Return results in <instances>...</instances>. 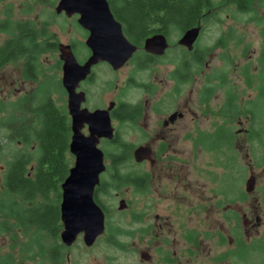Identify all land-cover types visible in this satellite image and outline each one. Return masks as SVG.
Here are the masks:
<instances>
[{"label":"flooded vegetation","instance_id":"flooded-vegetation-1","mask_svg":"<svg viewBox=\"0 0 264 264\" xmlns=\"http://www.w3.org/2000/svg\"><path fill=\"white\" fill-rule=\"evenodd\" d=\"M106 1L124 37L137 50L117 70L107 62L92 65L90 74L76 87V93L82 94L84 98L79 104L81 133L89 135V126L84 122L85 115L96 111H107L113 130L111 139L101 138L99 141L98 147L105 145L111 151L99 147L105 169L95 187L94 201L106 217L107 207L98 198L100 193L105 194L106 185L112 186L119 203H124L125 208L121 211L129 205L121 199L118 190L125 187L139 194L140 214L132 218L140 224L141 242L149 246L157 244L156 251L160 254L158 264H181L179 253L173 249L178 241L175 237L171 238L170 215H163V211L170 207L172 216H178L181 206L188 209L192 220L191 227L183 235L185 254L192 264H245L246 251L256 261L257 255L263 253L260 251H264V25L261 24L262 18L254 15L256 10L253 3L258 10L264 11V0H208L211 7L194 26L199 27L200 36L209 13L216 8L227 7L230 14L212 18L216 24H222L223 30L213 47L203 51L208 57L215 49L223 50L233 43L236 47L241 46V54L246 56L249 48L243 45L242 39L237 36L240 35L237 28L232 24H238L242 19H246V23H256L254 25L260 29V46L255 64L246 63L240 68H209L205 73L206 60L202 66L196 64L197 39L194 48L191 51L185 49L186 56L182 55V60L170 71V90L163 97H156L155 82L140 81L131 73L124 77L121 82L124 90L127 87L136 88L146 97L138 101H129L118 94L106 101L97 90L101 89L98 87V69L107 68L110 74H117L133 62V73L149 71V67L163 59L166 52L162 56L152 55L144 51V41L154 35H164L167 39L172 27L181 30L177 24L165 28L162 19L152 22L149 18H133L134 0ZM214 3H218V6L213 7ZM56 6L52 10L55 17H76L77 23L78 15L56 13ZM47 23L42 22L45 31ZM78 27L87 38L88 32ZM86 38L78 42L79 48L73 42L67 44L80 66L91 56L90 49L85 45ZM136 41L142 43L137 44ZM60 46H56L59 55ZM47 51L50 50L43 53ZM139 53L142 55L141 60ZM59 55L53 68L60 70L63 76V62ZM32 65L23 62L21 68H38V65ZM62 76L58 84L62 96L59 107L66 112L71 130L68 94L62 86ZM198 76L203 80L197 104L206 112L199 114L201 119L194 116L193 126L183 133L181 141L188 142L190 147L188 160L181 161L184 151L177 148L180 130L175 129V125L185 120L187 110L183 107L181 112L178 111L176 101L184 88L197 82ZM218 93L222 102L217 110V118L211 119L207 111L212 109L211 102L218 98ZM51 99L54 102L53 96ZM138 148L142 149L143 159L140 162H136L133 156ZM133 165L141 168V171L127 169ZM182 168L187 170L183 178ZM124 169L126 171L122 173ZM104 174L107 175L106 179H103ZM156 180L160 187H156ZM178 191H181L182 196L176 195ZM188 195L187 205L179 203V199ZM169 198L176 201L163 206L162 203ZM149 246L146 248L149 249ZM148 249L141 252L146 255V258L140 259L142 264H148L153 257L151 249Z\"/></svg>","mask_w":264,"mask_h":264},{"label":"rangeland","instance_id":"rangeland-1","mask_svg":"<svg viewBox=\"0 0 264 264\" xmlns=\"http://www.w3.org/2000/svg\"><path fill=\"white\" fill-rule=\"evenodd\" d=\"M59 0H1L0 2V22L7 19L12 21H30L32 22L37 30L42 29V22H48L46 26V37L44 40L58 45L66 46L70 42L79 48V41L85 40L86 36L82 30L78 27L76 23V17L64 18L55 17L53 14V6L58 4ZM218 6V3H214L213 7ZM256 10V17L260 16L262 18L261 24L264 25V11L258 10L254 5ZM234 11H231V14ZM229 13L227 7L222 6L212 10L209 13L208 18L203 23L204 30L199 36L196 42V49L203 51L208 47H213L215 41L220 36L223 28L222 24H216L212 19L213 17H225ZM239 16L238 14H235ZM251 16V15H248ZM210 18V19H209ZM230 24V23H229ZM256 23H246V19H242L238 24H232L237 28V35L242 39L243 45H247L249 52L246 56L241 54V46L236 47L231 43L230 47L226 49H215L212 54L205 58L206 69L205 73L209 68H240L243 64L250 63L255 64L257 57V52L259 49V31L260 29L254 25ZM182 31L175 28H170L168 35L169 46L165 50L166 54L160 61L154 62L146 72L133 73V62L128 63L121 72L117 74H110L107 68H99V85L101 89L98 90L100 96L104 97L106 101L110 100L117 94L120 97H124L129 101H138L140 99L145 100L144 94L137 90L136 88L127 87V89L122 88L121 82L124 77L128 74L134 75L140 81L151 80L155 82L157 87L156 97H163L170 90V71L182 60V55L186 56V50L184 47L178 45V40L182 37ZM9 38V35L0 32V46L5 40ZM57 48L55 51H47L39 56L37 60V65L39 69V76L37 81H25L21 77V66L24 59H19L15 63H10L4 68L0 69V106L2 108L7 107L1 113L2 117L5 119L11 112L10 107L17 102L25 94H30L38 89V87L44 83L47 88L49 86L51 90V95L53 96L54 103L59 107L61 105V91L59 89V80L61 79L62 72L57 68H53L56 59L58 58ZM139 59L141 60L142 55L139 53ZM203 78L197 77L196 83L190 87L184 88L181 97L176 101V108L178 111H182L183 107H186L185 120L175 125V129L180 130V141L177 143V148L183 150L181 161H186L189 158V147L188 142H182V135L185 131L191 129L193 126L192 118L197 116L201 119L200 113L203 111V107L197 104V100L200 94V87ZM107 85V87H105ZM117 86V89H116ZM218 98L211 102L212 109L208 110V117L211 119L217 118V110L222 102L221 96L218 93ZM155 99L152 100L154 102ZM190 108V109H188ZM150 113V112H148ZM195 114V115H194ZM204 121H202L203 123ZM201 123V122H199ZM208 123H205L207 125ZM5 142V141H3ZM101 149L106 148L111 151V148L107 146H99ZM7 154V152H4ZM7 158V157H6ZM0 165V183L3 177V169L5 168L4 162ZM73 163V162H72ZM127 169H133L134 172L141 171V168L135 167L134 165ZM125 169L121 171L125 173ZM187 173L185 168L181 169V175ZM107 178L104 174L103 179ZM188 180L190 177L187 176ZM107 182L110 183L109 180ZM185 183V180L182 181ZM160 183L156 180V187ZM112 186L106 185V192L100 193L98 198L107 207V214L105 217V232L100 236L91 247H86L82 240V235L77 236L75 242L66 251V263L65 264H142L140 254L141 252L147 250L144 241L141 242V232H139L140 224L133 221V215L140 214L141 210V196L136 194L135 191L128 190L122 187L120 190L121 199L128 203V208L124 211L119 209V199L115 196ZM159 191V188H157ZM181 191L176 193L177 196H182ZM183 195H186L184 193ZM188 196H184V199H179V203L188 204ZM176 200L169 198L166 202H163V206H167ZM179 209V214L172 216L170 212V207L163 211L164 216L170 215L171 221L169 222V227L171 232V238L178 241V245L173 249L179 253L181 264H192L187 260V255L185 254L186 249L183 244V235L186 230L192 225V220L189 217V211L185 206H181ZM162 208V207H161ZM123 210V209H122ZM120 229L122 233L115 237L117 243L123 245L122 249H119L112 244H110L108 233L109 231H115ZM132 233V234H131ZM159 234V232H156ZM134 236V237H133ZM26 240L24 237L21 238ZM157 245V244H156ZM156 245L149 246L150 253L152 252V259L148 264H158V257L160 254L156 251ZM24 246V245H23ZM20 247V241H14L8 234L0 235V260L7 257V254H11L14 262H18L26 259V254L23 253L24 247ZM133 246V247H129ZM188 247V246H187ZM261 256L257 255L255 261L253 255H250L246 251L245 264H264V251ZM261 257V259H259ZM24 264H41L30 260H25ZM146 264V263H145Z\"/></svg>","mask_w":264,"mask_h":264},{"label":"trees","instance_id":"trees-1","mask_svg":"<svg viewBox=\"0 0 264 264\" xmlns=\"http://www.w3.org/2000/svg\"><path fill=\"white\" fill-rule=\"evenodd\" d=\"M134 1L133 18H149L152 22L162 19L165 28L177 24L183 32L194 27L211 7L208 0ZM0 32L9 35L0 46V69L19 59L36 67L41 53L57 48L44 40V29L37 30L28 21L7 19L0 22ZM196 54V64L202 66L206 54L198 49ZM38 76V68L21 70L25 81L35 82ZM45 87L42 83L36 91L18 99L6 119L1 113L7 105L0 106V165L6 160L0 183V235L8 234L12 240L20 241L27 261L65 264L68 248L59 237V205L61 184L73 162L69 153L71 130L66 112L54 104L49 86ZM121 233L120 229L108 233L110 244L119 249L123 245L115 242V237ZM25 260L14 262L7 254L0 264H24Z\"/></svg>","mask_w":264,"mask_h":264},{"label":"water","instance_id":"water-1","mask_svg":"<svg viewBox=\"0 0 264 264\" xmlns=\"http://www.w3.org/2000/svg\"><path fill=\"white\" fill-rule=\"evenodd\" d=\"M67 16L78 15V25L88 32L85 45L91 56L80 66L70 46L59 47L60 60L63 62L62 86L68 94V109L71 117V139L69 153L74 157L73 166L61 184L60 232L61 243L70 247L77 236L82 235L86 247H91L105 230V216L94 201V190L99 184L100 174L105 165L103 153L98 148L101 138L111 139L112 127L107 111L86 114L84 122L89 126V135L81 133L82 119L79 104L84 100L76 93L78 83L90 74V68L99 62H107L114 69L121 68L136 52L137 47L123 35L121 26L113 18L106 0H59L56 13ZM199 27L186 30L178 40V45L191 51L199 36ZM169 44L164 35H154L143 43L144 51L162 56ZM134 160L140 162L142 149L134 151ZM125 205L120 202L119 209ZM146 258L145 254L140 255Z\"/></svg>","mask_w":264,"mask_h":264}]
</instances>
